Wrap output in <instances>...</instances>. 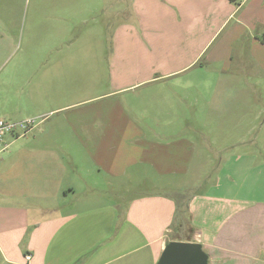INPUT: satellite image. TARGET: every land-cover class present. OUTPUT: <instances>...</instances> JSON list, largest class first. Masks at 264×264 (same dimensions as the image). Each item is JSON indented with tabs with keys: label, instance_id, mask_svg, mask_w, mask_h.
I'll return each instance as SVG.
<instances>
[{
	"label": "crops",
	"instance_id": "obj_1",
	"mask_svg": "<svg viewBox=\"0 0 264 264\" xmlns=\"http://www.w3.org/2000/svg\"><path fill=\"white\" fill-rule=\"evenodd\" d=\"M54 2L58 26H92L54 41L100 45L61 57L106 58L109 82L95 95L86 87L78 98L75 86L57 85L56 62H44L54 58L49 50L35 59L53 76L43 71L36 86L22 79L11 86L9 78L0 86V119L37 121L25 135L7 136L0 155L3 263L25 264L30 253L29 264H157L169 242H187L202 246L208 264H264V165L254 168L246 154L233 153L205 192L176 198L170 179L187 176L195 145L160 134L178 121V101L186 98L170 86H144L181 76L202 59L231 63L243 41L250 55L264 57V0ZM17 3L0 0V70L12 58ZM232 132L222 134L231 139ZM233 143L220 151L231 152ZM253 172L263 185L254 194L238 190L237 177ZM142 177L155 193L125 202L116 184ZM163 180L169 181L159 188Z\"/></svg>",
	"mask_w": 264,
	"mask_h": 264
},
{
	"label": "rangeland",
	"instance_id": "obj_2",
	"mask_svg": "<svg viewBox=\"0 0 264 264\" xmlns=\"http://www.w3.org/2000/svg\"><path fill=\"white\" fill-rule=\"evenodd\" d=\"M17 5L16 11H12L15 21L10 28L13 35V54L11 61H7L5 68L0 70V86H3L6 78L11 80V86H18L21 79L25 86H36V77L39 78L43 71L46 76H53V68L47 66L43 69L44 66L40 65L42 60L35 59L36 54L52 50L56 51L51 56L54 58L49 59L48 56L44 62H56L57 85L75 86L78 98L81 95L79 91L88 86L92 87L89 89L91 95L105 90L109 82L106 58L98 60L91 58L93 56H77L78 58L72 60L61 57L64 52L97 51L100 45L68 40L58 42L52 39L53 36H65L71 40L74 35L85 34L91 29V25L74 26L70 23L58 26V22L53 20L61 13L58 12L54 0H19ZM0 13L3 14V10ZM109 45L102 44L103 50H108ZM72 62L75 63L74 67ZM230 62L211 64L202 59L181 76L144 85L170 86L167 89L174 96L186 98V102L178 101V121L160 134L167 139L188 137L195 145L187 176L170 179L179 190L170 192L177 195L176 198L193 192H205L216 179V169L233 153L240 157L246 154L245 160H249L254 168L264 165V57L250 55L249 44L243 41L236 47ZM19 64H23V69L17 68ZM130 100L141 101L132 98ZM224 129H233L231 139H225L222 134ZM229 143L234 145L231 152L220 151L221 147L229 146ZM146 178L148 177H142L140 182L125 179L116 184L117 194L122 195L125 202L136 195L154 194L156 190L151 182L144 180ZM167 181L169 180L158 183V187L167 185ZM262 181L257 172L246 177H237L236 180L238 190L252 191L253 194ZM122 196L110 195L109 200L121 201ZM179 208L183 209L181 205ZM185 235L184 231L180 232L177 238L184 240ZM0 264H4L1 257Z\"/></svg>",
	"mask_w": 264,
	"mask_h": 264
},
{
	"label": "water",
	"instance_id": "obj_3",
	"mask_svg": "<svg viewBox=\"0 0 264 264\" xmlns=\"http://www.w3.org/2000/svg\"><path fill=\"white\" fill-rule=\"evenodd\" d=\"M157 264H208V257L199 243L169 242Z\"/></svg>",
	"mask_w": 264,
	"mask_h": 264
},
{
	"label": "built area",
	"instance_id": "obj_4",
	"mask_svg": "<svg viewBox=\"0 0 264 264\" xmlns=\"http://www.w3.org/2000/svg\"><path fill=\"white\" fill-rule=\"evenodd\" d=\"M36 124V119H25L21 121H8L0 119V155L7 149V136H23L28 133ZM24 258L26 261L25 264H29L31 254H25Z\"/></svg>",
	"mask_w": 264,
	"mask_h": 264
}]
</instances>
